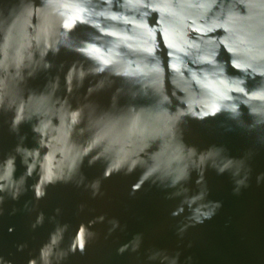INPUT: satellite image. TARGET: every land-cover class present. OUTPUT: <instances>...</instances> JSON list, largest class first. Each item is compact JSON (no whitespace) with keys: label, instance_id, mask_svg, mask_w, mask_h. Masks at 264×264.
Wrapping results in <instances>:
<instances>
[{"label":"clouds","instance_id":"1","mask_svg":"<svg viewBox=\"0 0 264 264\" xmlns=\"http://www.w3.org/2000/svg\"><path fill=\"white\" fill-rule=\"evenodd\" d=\"M82 27L88 30L79 32ZM62 51L80 58L66 71L63 62L55 63ZM42 74L43 85L31 86ZM106 91L107 105L93 99ZM209 120L224 132L252 136L254 147L233 157L224 145L188 143L190 122ZM0 126L16 140L0 157V217L36 211L57 185L95 200L105 195V180L139 171L129 196L147 184L165 201L178 202L171 216L183 217L175 226L183 241L190 228L223 207L208 199L209 170L229 176L234 196L252 186L251 161L256 146L264 147V0H0ZM24 126L32 133L31 147ZM18 158L25 171L17 177ZM85 161L101 165L102 173L89 179ZM193 173L195 192L188 186ZM255 184L264 186V172L255 175ZM29 191L32 199L22 207L5 208ZM85 208L78 204L75 214ZM61 216L60 207L50 216L36 213L30 230L46 221L52 229L28 252L26 264H67L71 256L85 255L99 239L95 226L106 220L105 239L127 229L101 214L69 236L72 225ZM143 241V233L134 234L116 255L138 254ZM15 248L23 253L29 244ZM181 255L150 247L144 264H181ZM0 264L14 261L0 254ZM183 264H194L193 257Z\"/></svg>","mask_w":264,"mask_h":264},{"label":"water","instance_id":"2","mask_svg":"<svg viewBox=\"0 0 264 264\" xmlns=\"http://www.w3.org/2000/svg\"><path fill=\"white\" fill-rule=\"evenodd\" d=\"M87 30L83 27L78 29L81 33ZM77 59L80 58L75 54L62 51L55 58V63L63 62L66 71L67 66ZM44 82L45 77L42 74L30 84L33 87H41ZM86 87L87 82L85 90ZM110 95L111 91H106L95 95L93 99L101 105H107ZM218 123L216 120H209L207 124L191 121L186 132L187 142L202 149L212 144L224 145L233 157H240L248 148L254 147L252 136L240 130L224 132L218 128ZM22 132L28 133L26 145L33 146L30 128L24 126ZM15 143V138L8 134L6 126H0V157L10 151ZM256 147L257 154L251 161L252 186L244 190L239 197L232 194V183L227 174L217 175L212 170L206 173L210 189L208 199L222 201L223 207L212 220L190 228L183 241L175 234V226L183 217L171 216V211L178 202L165 201L164 194L159 189L156 187L149 189L147 184L135 196H129L131 185L136 183L140 175L137 171L131 176L114 175L105 180L103 184L105 195L95 200L81 189L70 185H57L55 188H49L47 197L39 202L36 211L30 214L17 213L14 216L6 213L0 217V254L13 259L14 264H26L28 252H35L46 241L52 229V225L46 221L43 227L33 232L30 230V223L38 211H44L46 216H50L54 214L55 208L60 207L62 216L59 219L72 225L69 236L74 234L80 222H86L101 214H105L109 219L115 217L120 220L121 225H127L125 231L117 230L105 239L110 225L107 224V220L103 224H97L95 230L99 233V239L89 245L85 255L77 253L69 258L67 264H144L146 250L150 247L169 251L180 250L181 264L189 255L193 257L194 264H264V186L257 187L255 184V175L264 172V147ZM24 171L18 158L17 177ZM82 171L89 179H93L99 176L103 169L99 164L88 167L85 161ZM196 179L197 176L193 173L188 185L193 192L197 190ZM33 182V179H29L28 184ZM32 196L33 193L29 191L18 202L8 200L5 208L10 211L13 206L22 207L24 201L32 199ZM80 203H84L86 208L83 213L76 215V206ZM9 227L14 228V231L9 233ZM136 233L144 234L140 252L116 255V248ZM24 242H28L29 248L23 253L16 252L15 245ZM189 242L192 243L191 248L187 247Z\"/></svg>","mask_w":264,"mask_h":264}]
</instances>
